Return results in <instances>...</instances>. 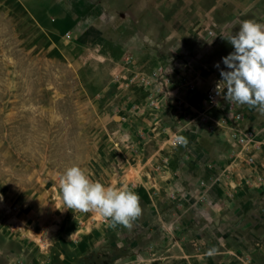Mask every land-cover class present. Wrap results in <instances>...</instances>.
I'll use <instances>...</instances> for the list:
<instances>
[{
    "label": "rangeland",
    "instance_id": "obj_1",
    "mask_svg": "<svg viewBox=\"0 0 264 264\" xmlns=\"http://www.w3.org/2000/svg\"><path fill=\"white\" fill-rule=\"evenodd\" d=\"M229 1L0 0V264H127L161 244L157 222L111 228L109 219L97 226L99 245L82 257L76 245L81 238L80 243L87 242L81 226L93 211L64 208L60 179L78 165L91 180L109 187L126 160L132 161L131 153L140 159L156 147L141 128L149 124L144 118L156 120L160 110L147 111L149 90L134 78L137 72L149 75L164 66L171 81L177 70L195 65L213 74L216 83L221 79L222 58L231 46L224 36L241 21L223 20L220 10L237 5ZM236 1L251 15L259 6L256 0ZM215 29L220 40L206 39ZM119 72L129 77L127 83ZM165 94L172 97L168 89ZM247 111L253 114L249 125L264 123V114ZM227 136L235 142L230 131ZM225 142V137H208L202 148L223 151ZM250 155L239 158L249 164ZM197 177L201 199L184 212L196 218L192 225L203 233L198 239L211 246L214 228L222 236L212 239L232 247L223 264H241L245 255L233 254L234 248L249 251L252 264H264V181L221 201L223 189L211 191ZM236 199L245 201L243 212L236 201L228 221L217 219L219 204ZM140 203L145 216L148 210ZM168 221L166 233L179 222ZM146 229L154 235H146ZM254 240L262 246L258 253Z\"/></svg>",
    "mask_w": 264,
    "mask_h": 264
},
{
    "label": "crops",
    "instance_id": "obj_2",
    "mask_svg": "<svg viewBox=\"0 0 264 264\" xmlns=\"http://www.w3.org/2000/svg\"><path fill=\"white\" fill-rule=\"evenodd\" d=\"M255 2L259 6L254 7L252 15L247 14L251 12L247 11L249 7H243L244 4L238 3L236 0L227 2L237 5L236 7H225L220 10L224 16L223 20H227L231 24L236 23L238 20H241L238 22L241 24L243 20L248 18L264 22V1L256 0ZM212 13L214 12L211 11L209 13L211 19ZM239 27L230 25V31L225 36L238 32ZM214 33L217 40H220L221 36L216 29ZM206 34L208 35V33ZM210 38L211 36L209 35L206 37L209 40ZM224 40L227 41L225 38ZM233 51L234 47L231 45L229 54ZM189 66L177 70L176 74L173 75V79L165 86L172 97H159L160 116L156 120H152L151 117L143 119L148 120L149 123L141 128L145 136L144 138L153 139V142H157L156 147L140 159V155L135 157L131 153V157H133L132 161L126 160L127 163H125L123 171L117 174L110 183L111 187L122 188L127 186L136 193H139L140 201L143 202L144 208L148 210V214L140 216L135 221L141 222L144 228L154 225L156 222L158 223L157 227L155 226L158 229L156 236L161 238L159 241L161 244L153 251L148 250L145 255L140 256L138 259L135 256L131 257L127 260V264H223V259L229 256L227 253L231 252L230 248L232 249V247L229 244L223 243V241L217 244V240L212 239L215 235L218 237L222 236L212 226V233L208 234L209 240L213 244L211 246L205 245L203 239H198L203 233L196 230L197 227L195 225H192L193 219L197 221L193 217V213L190 214L189 211L188 215H186L184 212V210L191 208L201 199L199 192L195 188L198 186V181L196 182L197 176H199L200 180L203 177L202 179L206 181L207 188L211 191L216 186L223 189V191L218 193L219 197L222 196V198H219L221 201L225 198L227 199L228 196L232 197L231 195L235 190H241L244 187H255L264 181V143L261 142L258 148L251 149L255 160L252 164H245L239 158L242 154H237V144L234 141L231 142L227 136L231 129L232 114H230L228 122H223L224 115L222 112L223 110L225 112L229 107L240 111L243 116L238 123L240 128L242 126L253 127L254 130L262 132L264 131V123L249 125V120L253 117V114L247 111L248 106L230 104L223 97L220 100L218 108L202 110L200 105L205 93L216 83V80L213 81V74L207 75L201 69L196 68L195 65L192 66V69L188 68ZM161 69L167 75L165 67L162 66ZM117 74L122 75L121 72ZM122 76H125V82L127 83V78L129 77L125 73ZM115 80L119 86V80L121 79ZM208 84V88H204ZM127 87L129 86L127 85ZM147 100L148 98L146 102ZM175 101L181 102L180 109H177ZM146 108L147 111H150L149 109L154 110L150 106H146ZM143 114L146 113L144 112ZM129 132L133 135V131L129 129ZM173 132H178L181 137L187 140V143H179L175 146L171 145L169 138ZM262 133L261 136H264V133ZM133 137H135V134ZM208 137L213 139L225 137L227 140L225 142V149L223 151H221L222 149H218L219 151L203 149L202 142ZM165 157L169 158V162L167 166L162 168L161 166ZM237 160L240 161L238 162ZM215 175L221 176L220 182L213 181ZM246 193L248 195V192ZM244 195L247 197L246 194ZM236 201H238V205H241L240 210L243 212L242 204H245L244 200L236 199L232 202L227 200L219 204L220 207L218 208L220 210H218L219 214L216 215V218L222 219V222L229 219L226 217V214H230V206H232L231 204L236 205ZM236 213L240 216L238 212ZM85 216L87 217L83 218V220L87 222V226H81V228L86 229L80 235L87 237V242L80 243V240L82 241L80 236L81 239H79L78 245H76L81 256L86 253V250L96 247L101 242V238L99 239L95 236L97 234L96 229L100 228H97V226L102 224L100 213L93 210L92 213ZM171 217L174 222L175 220L179 222L171 231L166 233L163 230ZM144 233L145 231H143ZM146 235L154 234L153 232H148L146 229ZM205 237L207 238V234ZM258 242L253 241L255 253L262 250V246H256ZM233 251V254L245 255L243 258L239 257L241 264H252L248 259L249 257L252 258L248 253L249 251L239 248H234ZM234 256H232V259H234ZM82 261L83 264H87V261Z\"/></svg>",
    "mask_w": 264,
    "mask_h": 264
},
{
    "label": "clouds",
    "instance_id": "obj_3",
    "mask_svg": "<svg viewBox=\"0 0 264 264\" xmlns=\"http://www.w3.org/2000/svg\"><path fill=\"white\" fill-rule=\"evenodd\" d=\"M224 38L234 51L222 58L227 70L220 71L216 93L230 104L247 105L264 114V22L243 20L238 32ZM180 142L186 144L187 140L181 137ZM60 190L64 208L98 211L106 220L110 219L111 228L123 225L130 229L142 215L138 193L127 186L106 187L93 181L78 165L65 170Z\"/></svg>",
    "mask_w": 264,
    "mask_h": 264
},
{
    "label": "built area",
    "instance_id": "obj_4",
    "mask_svg": "<svg viewBox=\"0 0 264 264\" xmlns=\"http://www.w3.org/2000/svg\"><path fill=\"white\" fill-rule=\"evenodd\" d=\"M208 35L211 36L212 39L217 40V37L215 33L212 30L208 31ZM216 42V41H215ZM153 72V71H152ZM150 73L149 75L137 73L134 75V78H139L142 80L143 87L148 89V100L146 102V106H150L153 109L159 110V97L166 96L165 92L168 84V78H166L165 74L163 73L162 69L159 68L157 71H154L153 73ZM164 82V84H163ZM216 84H213L205 93L204 99L201 102L200 108L202 110H213L215 108L219 107L220 100L222 98L221 95H218L216 93ZM176 104L177 109L181 108V102L177 101ZM223 122H228L230 114H232V123H231V129L230 132L232 133L233 138H235V143L238 146L237 154H246L250 155L248 162L249 164H252L255 160L254 155L251 153V149L258 148V146L261 145V142L264 143L263 136H261L260 131L256 130H242L238 127L239 121L242 119V113L240 111L235 110L233 107H229V109L223 110ZM206 119V118H204ZM181 135L178 132H173L169 138V142L171 145L175 146L178 145L180 142ZM169 158L165 157L164 162L162 164V168L168 165ZM159 167V166H158ZM100 220L102 221H108L106 220L101 214H100Z\"/></svg>",
    "mask_w": 264,
    "mask_h": 264
}]
</instances>
